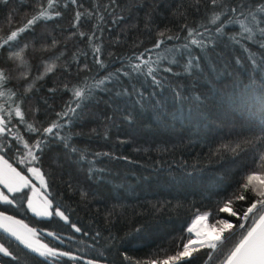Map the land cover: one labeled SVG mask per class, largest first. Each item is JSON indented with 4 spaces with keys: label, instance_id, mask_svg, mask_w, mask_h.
I'll return each instance as SVG.
<instances>
[{
    "label": "trees",
    "instance_id": "trees-1",
    "mask_svg": "<svg viewBox=\"0 0 264 264\" xmlns=\"http://www.w3.org/2000/svg\"><path fill=\"white\" fill-rule=\"evenodd\" d=\"M65 2L61 0L59 6L61 17L38 23L34 34H24L20 43L42 41L51 34L61 41L57 51L67 44L65 60H70L77 49L86 52L87 56H81L80 61L86 62L92 71L79 72L80 77L103 76L126 66L133 53L151 47L156 38V27L178 29L170 14L175 0H117V4L109 8L112 15L104 13V21L94 18L81 22V30L85 32H90L94 24L103 29L102 34L97 31V36H100L97 43L103 45L102 59L109 66L97 72L98 66L94 64L87 40L81 41L78 36L66 39L69 31H74L71 24L77 6L68 3L65 8ZM80 2L84 9L93 8L94 11V5L98 4L102 13L104 7L110 5V0ZM33 8L32 0H9L7 4L0 0V35L9 31V13L15 14L11 25L15 28L22 23V18L32 14ZM149 13L154 21L150 25L153 28L151 35L144 27ZM118 16L125 19L113 24V19ZM189 23H192L191 19ZM140 40L143 44L135 47ZM172 43L179 45L183 41ZM252 50L257 51L255 48ZM181 52L184 54L177 57L180 66H173V71L181 74L161 73L166 78L162 88L152 85L150 78L133 74L132 78L121 77V82L115 87L109 85L110 91H97L95 97L85 103L82 115L71 125V133L75 134L71 144L87 153L88 160L96 159L95 170L91 173L89 164L79 159V153L71 152L58 138H48L38 166L48 179L49 198L65 213L68 222L56 216L36 217L27 213L24 200L20 199L23 193L15 196V209L29 226L54 232L60 237L55 240L45 236L49 246L79 257L75 261L64 257L60 264H87L89 260L94 264H127L123 260L124 254L135 259H149L153 253H160L162 258L160 250L170 248L185 234L195 209L215 211L218 202L236 188L245 165L251 163L247 155L236 160L231 156L220 160L210 157L208 150L236 139L247 128L251 113L259 118L264 100L260 78L264 74L254 75L245 54L238 47L228 46L226 41L215 49L209 48L206 53L193 48V55L200 57V68L194 69L192 74L183 72L187 55L186 50ZM7 54V51L3 52L0 59L6 61ZM237 57L241 59L240 64L236 63ZM77 72L78 68L73 64L71 75L58 71L37 84L40 90L32 94V99L26 101L24 107L26 110L39 107L40 112L34 118L32 112L27 111L29 122L35 119L47 126L49 120L55 118L51 110L46 116L47 105L43 101L47 100L52 109L60 111L69 94L59 90L53 94L48 89L54 86L59 89L64 80L76 83ZM121 88L130 92L133 88L142 90L146 97L162 101L169 113L179 109L180 118H155L151 104H146L143 109L134 104L137 99L135 93L117 96L116 92ZM175 90L185 97L182 102L174 99ZM152 93L156 95L153 97ZM195 95L206 97L200 108L187 99ZM128 114H131V122L125 119ZM19 131L29 143L35 138L24 125H19ZM68 131L66 128L61 134ZM7 140L15 147L2 154L12 165L22 169L25 165L18 162L23 153L22 146L16 144L11 136ZM16 148H20V152ZM97 152L127 159L95 158ZM81 191L88 193L87 199H82ZM8 206L0 204V211ZM73 224L81 231L76 232ZM137 227L141 231L136 232ZM5 246L20 256V264H42V258L13 242L7 241ZM0 262L17 264L2 254ZM213 264H218V261L214 260Z\"/></svg>",
    "mask_w": 264,
    "mask_h": 264
},
{
    "label": "snow or ice",
    "instance_id": "snow-or-ice-1",
    "mask_svg": "<svg viewBox=\"0 0 264 264\" xmlns=\"http://www.w3.org/2000/svg\"><path fill=\"white\" fill-rule=\"evenodd\" d=\"M2 2L7 4L9 0ZM32 3L34 4L32 14L22 18V23L15 28L11 27L15 14L9 13L7 18L9 31L6 35H0V57L3 52L8 53L6 61L0 59V64L4 65L0 66V153L15 147L7 140V137L11 136L12 140L25 150L18 162L25 165L27 173L30 174L25 175L17 167H13L4 155H0V185L7 193L13 194V197L9 198V195L0 190V203L16 206L15 194L24 193L20 199L27 201V208L37 217L56 216L68 222L65 213L59 206H54L53 200L49 198L48 179L38 166L48 138H58L71 152L80 154L79 159L89 164L90 173L95 170L96 159L88 160L87 153L71 144L75 135L71 133V125L80 118L85 103L93 99L97 91H110L109 85L115 87L121 82V77L132 78L133 74L145 79L150 78L152 85L162 88L166 78L162 77L161 73L174 76L181 74L174 72L173 66H180L177 57L184 54L181 52L182 49L186 50L187 55L183 72L192 74L194 69L200 68V57L193 55L192 49L196 48L201 53H206L209 48L215 49L218 44L225 41L228 46L238 47L245 54L254 75L264 74V0H175V6L170 14L178 25L176 31L167 26L163 29L156 27V38L151 47L133 53L126 66L122 65L115 72H107L103 76L84 77H80L79 72L92 71L86 62L80 61L81 56H87L86 52L77 49L70 60H65L67 44L57 51L61 41L51 34L42 41L20 43L24 34H34L38 23L62 16L59 10L61 0H32ZM68 3L76 5L77 9L71 24L74 31H69L66 39L70 40L77 36L81 41L86 39L94 64L98 66L97 72L106 69L109 65L102 59L103 45L97 43L100 40L97 31L102 34L103 29L99 24H94L90 32H85L81 30V22L94 18L97 21H104V13L112 15L109 8L116 5L117 0H110V5L104 7L103 13L98 4L94 5V11L93 8L84 9L80 0H66L63 6L67 8ZM124 19L123 16H118L112 23ZM189 19L192 20L191 24ZM152 24L154 21L149 13L144 26L149 35L153 32V28L150 27ZM181 40L182 44L172 43ZM116 42H119L118 39ZM142 44L143 41L140 40L134 46L139 47ZM252 48L257 51L254 52ZM34 60L38 62L33 63ZM236 63H241L240 57L236 58ZM73 64L78 68L77 82L64 80L59 89L56 86L48 89V92L53 94L58 90L69 94V99L60 111L52 109L47 100L43 101L47 105L46 116L51 110L55 118L49 120L47 126L35 119L29 122L27 111H31L34 118L40 112L39 107L28 110L24 107L26 101L32 99V94L40 90L37 84L58 71L71 75ZM260 86L264 88V75H261ZM133 93L137 97L134 104L139 105L141 109L146 104H151L155 118L161 120L170 117L180 118L179 109L169 113L162 101L146 97L140 89L133 88L130 92L127 88H121L116 95L132 96ZM155 95L156 93L151 94L153 97ZM174 99L182 102L185 97L180 91L175 90ZM187 99L200 108L206 97L195 95ZM125 119L131 122V114L126 115ZM14 120L16 123H13ZM19 125H24L25 130L35 137L31 143L20 133ZM66 128L69 131L62 135ZM104 135L107 138V130ZM16 151L20 152V148H16ZM208 154L220 160L226 156L236 160L247 155L251 163L245 165V171L236 188L218 202L215 211L195 209L191 222L184 230L185 234L176 239L170 248L160 250L163 253L162 258L160 253H153L149 259H135L124 254L123 260L127 264H213L214 260H217L218 264H264V100L258 119L254 112L251 113L247 128L239 133L236 139L221 143L215 148L209 147ZM94 156L127 159L114 157L107 152H97ZM34 181L39 182V187ZM25 189L28 192L25 193ZM80 195L82 199L88 197L85 191H81ZM209 217H212L211 223ZM72 227L76 232L81 231L74 224ZM0 231L14 238L30 253L42 258V264H60L64 257L72 261L79 259L69 251H62L41 242L37 229L29 227L22 220L6 215L5 212H0ZM135 231L139 232L141 228L137 227ZM47 235L55 240L60 239L54 232H47ZM99 235L97 233V236ZM60 242L63 243L62 240ZM0 254L20 264V256L10 251L4 243H0ZM87 264L94 262L89 260Z\"/></svg>",
    "mask_w": 264,
    "mask_h": 264
},
{
    "label": "flooded vegetation",
    "instance_id": "flooded-vegetation-1",
    "mask_svg": "<svg viewBox=\"0 0 264 264\" xmlns=\"http://www.w3.org/2000/svg\"><path fill=\"white\" fill-rule=\"evenodd\" d=\"M0 155H4V154L0 153ZM4 156H5V155H4ZM5 159H7L6 156H5ZM7 160L9 161V159H7ZM10 162H11V161H9V163H10ZM11 164H12V163H11ZM13 164H14V163H13ZM13 167H17L18 170H21L23 173H26V174H27L26 167H23L24 169H23V168L21 169V166L18 167L17 165H16V166L13 165ZM38 184H39V182H38ZM3 191H4V190H3ZM4 192H5V194L9 195V198H12V197H13V194H11V193H7V190L4 191ZM17 194H18V193H16L15 196H17ZM23 194H24V193H23ZM0 204H2V205H7V204H3V203H0ZM24 205H25V207H26V211H27V213H31V214H33V213L27 208L26 200H24ZM8 207H9V208L4 209V211H0V212H5L6 215L13 216V217H15L16 219L22 220L25 224H27L26 221H24V219H22V215H20L19 213L16 212L15 206L9 205ZM10 207H11V208H10ZM24 213H25V212H24ZM33 215H34V214H33ZM36 217H37V216H36ZM29 227H31V226H29ZM32 228H33V227H32ZM35 229H36V228H35ZM37 230L40 232V239H41V242L46 243L45 236H46V237L48 236V235H47V231H46V230H41V229H37ZM7 241H8V242H13V243H15L16 245H18L19 247H21V248H23L24 250H26V251L29 252V250L25 249V248L23 247V245H20L19 242L16 241L14 238H12V237H8L6 233L0 231V243L7 244ZM0 263H1V262H0Z\"/></svg>",
    "mask_w": 264,
    "mask_h": 264
},
{
    "label": "rangeland",
    "instance_id": "rangeland-1",
    "mask_svg": "<svg viewBox=\"0 0 264 264\" xmlns=\"http://www.w3.org/2000/svg\"><path fill=\"white\" fill-rule=\"evenodd\" d=\"M25 150L23 149V152H24ZM26 170H27V168H26ZM25 175H30L29 173H24ZM36 184H37V187H39V184H38V181H34ZM0 190H4V191H6V189H4L3 188V186L2 185H0ZM24 192L26 193V192H28V190L27 189H25L24 190ZM29 195L31 194V193H28ZM26 203H27V201H26ZM192 219V218H191ZM191 222V220L189 221V223ZM212 222V219H209V223H211ZM188 223V224H189Z\"/></svg>",
    "mask_w": 264,
    "mask_h": 264
},
{
    "label": "water",
    "instance_id": "water-1",
    "mask_svg": "<svg viewBox=\"0 0 264 264\" xmlns=\"http://www.w3.org/2000/svg\"><path fill=\"white\" fill-rule=\"evenodd\" d=\"M28 250V249H27Z\"/></svg>",
    "mask_w": 264,
    "mask_h": 264
}]
</instances>
